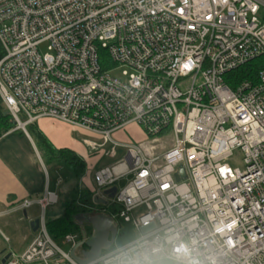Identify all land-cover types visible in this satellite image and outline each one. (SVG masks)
I'll return each instance as SVG.
<instances>
[{"label":"built area","instance_id":"built-area-1","mask_svg":"<svg viewBox=\"0 0 264 264\" xmlns=\"http://www.w3.org/2000/svg\"><path fill=\"white\" fill-rule=\"evenodd\" d=\"M0 50L14 128L51 119L101 140L84 142L93 154L124 150L93 173L94 195L130 177L108 203L140 237L88 264H264V69L225 81L264 56V0H0ZM131 125L144 143L112 139ZM57 201L46 191L21 209ZM38 220L5 264H78Z\"/></svg>","mask_w":264,"mask_h":264},{"label":"crops","instance_id":"crops-1","mask_svg":"<svg viewBox=\"0 0 264 264\" xmlns=\"http://www.w3.org/2000/svg\"><path fill=\"white\" fill-rule=\"evenodd\" d=\"M34 128L46 138L52 148L71 152L84 161L87 168L83 176L76 179L61 160L50 158L27 131L25 134L20 129L12 128L1 136L0 215L20 213L29 222L38 219L41 213L35 204L28 209H21L25 200L34 202L48 191L57 196L58 201L55 204L57 205L65 184L67 194L72 193L75 188L92 192L83 187L81 183L92 179L93 173L101 169L91 168L92 164L88 168L90 163L85 160L86 153L88 160L89 156L94 155L84 144L85 141H90L89 139L97 140L91 134L51 119L38 120ZM60 166H65V168H60Z\"/></svg>","mask_w":264,"mask_h":264},{"label":"rangeland","instance_id":"rangeland-1","mask_svg":"<svg viewBox=\"0 0 264 264\" xmlns=\"http://www.w3.org/2000/svg\"><path fill=\"white\" fill-rule=\"evenodd\" d=\"M40 50L42 53L45 52V45H42L40 47ZM0 56H1V50H0ZM104 63L108 62L106 58L103 59ZM122 71H124V68H119L115 70L110 71V75L113 78H118L121 80H124V77L122 76ZM134 126V125H131ZM125 127L121 131L114 133L112 135V139L120 144H138V143H144L146 138L141 133L138 127ZM26 131L28 129L26 128ZM31 134V133H30ZM83 135V134H82ZM84 136V135H83ZM86 138V136H84ZM89 139V137H87ZM92 142H96L98 144H101V140H94L89 139ZM170 141H168L169 143ZM109 146L106 148H100L96 152H94V155L89 156V160L87 159V153L85 160L90 163L88 164V168H90V165L92 164L91 168H103L107 166L114 165L117 161L122 159L124 155V150H117V155L114 159L106 156L107 150ZM98 160V161H97ZM94 162V163H93ZM228 164L231 167H239L242 166V161L239 154H236L229 162ZM60 168H65V166H60ZM68 177V176H67ZM130 180L129 178L123 179L119 181L115 187L120 190L122 189L127 182ZM83 187H85L88 190L95 191V193L98 191L96 188L94 182L90 178L88 181L81 183ZM64 188V189H63ZM69 188V187H68ZM67 186L62 187L60 199L57 205H53L52 207H49L46 209L44 214H39V218L43 216V219L45 221L59 218L62 215L63 209L67 202H69L72 198L71 192L66 193ZM94 194L90 197H88L87 205L89 208L93 211H97L99 209H105L108 214H110L113 218V223L116 227V235L113 241V245L109 250H116L119 248H122L135 240H137L140 237V233L132 226L131 223L125 222V220L121 217H119V206L116 204H112V202H109L107 206H100L93 203ZM90 199V200H89ZM38 218V219H39ZM30 222L28 219L24 218L23 215L20 213L17 214H10V215H0V262L2 260V255L5 254H19L23 248L31 241L34 234L31 232L29 227ZM82 229V230H81ZM78 231H74L72 234L74 237V244H78L82 240V233L85 236V239L89 238L91 235V227L89 225H83L82 228ZM7 239V241L5 240ZM56 244L58 247L66 254H70L72 246L69 243L64 242V238L57 240ZM81 249H77L76 255L81 257ZM167 264V263H164Z\"/></svg>","mask_w":264,"mask_h":264},{"label":"trees","instance_id":"trees-1","mask_svg":"<svg viewBox=\"0 0 264 264\" xmlns=\"http://www.w3.org/2000/svg\"><path fill=\"white\" fill-rule=\"evenodd\" d=\"M263 69L264 56H261L244 64L235 71L230 72L226 75L225 81L230 87H234L244 81L256 83L258 74ZM12 128H14L13 120L6 114V110L0 100V138ZM27 129L31 133L29 134L35 139L37 145L43 149L50 158L61 160L65 166L69 168L74 178L80 179L83 176L87 168L84 161L77 158L69 151L55 150L52 148L46 138L34 128V125L28 126ZM94 193L95 191L89 192L87 190L75 188L71 193V200L67 202L63 209L62 215L57 219L44 221L48 234L55 242L81 229V226L74 218L78 214L88 213V197H91ZM90 214L97 213L94 212Z\"/></svg>","mask_w":264,"mask_h":264},{"label":"water","instance_id":"water-1","mask_svg":"<svg viewBox=\"0 0 264 264\" xmlns=\"http://www.w3.org/2000/svg\"><path fill=\"white\" fill-rule=\"evenodd\" d=\"M7 114V113H6ZM184 172L182 168H179V173L175 175V180L179 181L184 179ZM116 187L109 190H105L102 193L103 198L94 196L93 203L100 206H107L108 200L113 199L116 193ZM81 217V219H80ZM75 221L81 226L89 225L91 227V235L85 239L82 233V240L76 244L70 252L71 258L78 264H88L96 260L102 251L110 249L113 245V241L116 235V227L113 223V219L109 214H78L75 216ZM39 226V220L35 219L30 222L29 227L32 233H36ZM85 247L87 250L81 251V257L76 255L77 249ZM10 254H7L0 262L5 264Z\"/></svg>","mask_w":264,"mask_h":264},{"label":"flooded vegetation","instance_id":"flooded-vegetation-1","mask_svg":"<svg viewBox=\"0 0 264 264\" xmlns=\"http://www.w3.org/2000/svg\"><path fill=\"white\" fill-rule=\"evenodd\" d=\"M87 210H88V213H89V214H90V213H94V212H96L97 214H100V213L103 214V211H104L105 209H99V210H97V211H93V210H91L90 208H88ZM105 212L107 213V211H105ZM81 214H83V213H81ZM80 219H81V217H80ZM82 250H87V249H86L85 247H82V248H81V251H82ZM4 257H5V254L2 255V259H3Z\"/></svg>","mask_w":264,"mask_h":264}]
</instances>
